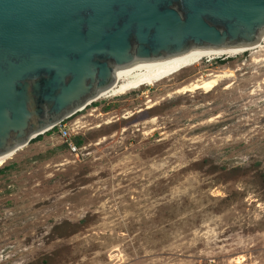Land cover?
<instances>
[{
	"label": "rangeland",
	"instance_id": "374dc122",
	"mask_svg": "<svg viewBox=\"0 0 264 264\" xmlns=\"http://www.w3.org/2000/svg\"><path fill=\"white\" fill-rule=\"evenodd\" d=\"M250 55L111 98L68 125L75 154L57 133L0 174V264H264V56ZM213 72L229 77L174 94Z\"/></svg>",
	"mask_w": 264,
	"mask_h": 264
},
{
	"label": "water",
	"instance_id": "95a60500",
	"mask_svg": "<svg viewBox=\"0 0 264 264\" xmlns=\"http://www.w3.org/2000/svg\"><path fill=\"white\" fill-rule=\"evenodd\" d=\"M264 35V0H0V174L119 77Z\"/></svg>",
	"mask_w": 264,
	"mask_h": 264
},
{
	"label": "bare ground",
	"instance_id": "6f19581e",
	"mask_svg": "<svg viewBox=\"0 0 264 264\" xmlns=\"http://www.w3.org/2000/svg\"><path fill=\"white\" fill-rule=\"evenodd\" d=\"M245 52H251V57L255 58L258 52H262L264 56V35L260 38L257 44L243 48L234 52L224 53H207V54H193L177 60H173L167 63H163L154 67H150L144 70H140L122 77L117 80L116 93L112 98L128 95L131 92L139 91L142 88L154 87L164 82L170 83L174 79L178 78L183 72L193 69L198 66L202 60H211L219 57H232ZM261 55V54H260ZM264 58V57H263ZM197 77V76H196ZM228 75L222 72H213L204 78H193L187 82H181L174 90V94H187L195 91H201L208 93L213 90L222 80L228 78ZM175 83V82H174ZM230 86V85H229ZM142 96L148 99L147 89L142 92ZM128 117V116H127ZM126 118V117H125ZM154 120L151 119L152 123ZM79 122V121H78ZM244 261L242 258H238L234 263L241 264Z\"/></svg>",
	"mask_w": 264,
	"mask_h": 264
},
{
	"label": "built area",
	"instance_id": "2783aa9c",
	"mask_svg": "<svg viewBox=\"0 0 264 264\" xmlns=\"http://www.w3.org/2000/svg\"><path fill=\"white\" fill-rule=\"evenodd\" d=\"M70 132H73V129L72 128L69 129V127L67 126L63 130L58 132V135L66 144L69 153L75 154L78 151V149L71 142V138L73 137V135Z\"/></svg>",
	"mask_w": 264,
	"mask_h": 264
},
{
	"label": "trees",
	"instance_id": "16d2710c",
	"mask_svg": "<svg viewBox=\"0 0 264 264\" xmlns=\"http://www.w3.org/2000/svg\"><path fill=\"white\" fill-rule=\"evenodd\" d=\"M77 144V143H76Z\"/></svg>",
	"mask_w": 264,
	"mask_h": 264
}]
</instances>
